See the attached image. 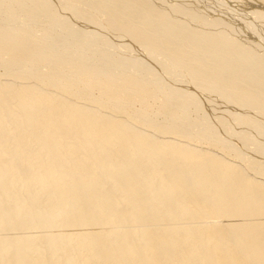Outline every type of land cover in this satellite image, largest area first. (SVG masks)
<instances>
[{"label": "bare ground", "instance_id": "obj_1", "mask_svg": "<svg viewBox=\"0 0 264 264\" xmlns=\"http://www.w3.org/2000/svg\"><path fill=\"white\" fill-rule=\"evenodd\" d=\"M1 67L0 264H264V0H0Z\"/></svg>", "mask_w": 264, "mask_h": 264}, {"label": "rangeland", "instance_id": "obj_2", "mask_svg": "<svg viewBox=\"0 0 264 264\" xmlns=\"http://www.w3.org/2000/svg\"><path fill=\"white\" fill-rule=\"evenodd\" d=\"M188 1V0H187ZM227 4V3H226ZM229 5L231 4V3H228ZM246 5H248V4H246ZM236 6V5H235ZM245 7H247V6H245ZM254 8V7H253ZM247 9H249V10H247ZM250 9H252V7H250V5H248V7L246 8V11H250ZM255 9V8H254ZM253 10V9H252ZM244 11V10H243ZM222 17V16H221ZM226 18V20L228 19L229 20V18L228 17H223L222 19H225ZM228 20L226 21V22H228ZM229 21H231V19L229 20ZM236 23V22H238V21H231V23H229V24H231V25H234L233 23ZM238 25H242V24H239V23H237ZM234 25L235 27H238V25ZM240 28V27H239ZM241 29H243L242 27H241ZM245 33V32H244ZM250 35L248 34V37H249ZM255 38V37H254ZM255 39H257V37L255 38ZM130 45H132V44H130ZM143 55L141 54V57H142ZM143 58L145 59V57L143 56ZM146 59H148V58H146ZM149 60V59H148ZM149 64L152 66H155V64H154V61H151V60H149ZM3 69H2V67L0 68V73H2L3 71H2ZM201 100H202V98H201ZM203 110L204 111H208V113L207 114H209L210 113V108L208 107V105L205 103V105L203 104ZM207 108V109H206ZM192 112V111H191ZM192 114H194L195 115V113L193 112ZM113 116V115H112ZM160 118V117H159ZM148 132V131H147ZM150 132V131H149ZM157 137H159V138H161V135L160 136H158L157 135ZM202 144H204V143H202ZM197 148H202V149H205L204 147H202L201 145L198 147V146H196ZM211 151H213V152H216L215 151V149L214 150H211ZM250 155H252L253 157H255L256 155H258L256 152H251V154ZM258 156H260V155H258ZM257 157V156H256ZM248 171V170H247ZM248 173H249V171H248Z\"/></svg>", "mask_w": 264, "mask_h": 264}]
</instances>
